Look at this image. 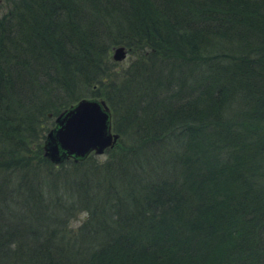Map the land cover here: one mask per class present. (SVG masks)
I'll return each mask as SVG.
<instances>
[{"label": "trees", "instance_id": "obj_1", "mask_svg": "<svg viewBox=\"0 0 264 264\" xmlns=\"http://www.w3.org/2000/svg\"><path fill=\"white\" fill-rule=\"evenodd\" d=\"M5 5L0 264H264V0ZM97 96L117 142L52 162L55 116Z\"/></svg>", "mask_w": 264, "mask_h": 264}, {"label": "water", "instance_id": "obj_2", "mask_svg": "<svg viewBox=\"0 0 264 264\" xmlns=\"http://www.w3.org/2000/svg\"><path fill=\"white\" fill-rule=\"evenodd\" d=\"M112 49L114 60L126 56L124 45H115ZM54 122L42 145L43 154L54 163L68 158L82 160L91 152L103 153L119 138L112 127L111 109L102 97H81L62 109Z\"/></svg>", "mask_w": 264, "mask_h": 264}, {"label": "rangeland", "instance_id": "obj_3", "mask_svg": "<svg viewBox=\"0 0 264 264\" xmlns=\"http://www.w3.org/2000/svg\"><path fill=\"white\" fill-rule=\"evenodd\" d=\"M1 2V0H0ZM7 10V6L5 5L3 8L0 9V15ZM115 45H123V44H115ZM114 44L110 46V49H109V58L113 59L112 57V54H113V49L112 47L115 46ZM125 48L127 49V47L125 46ZM128 49H127V52H126V56L121 59V60H115L117 62H115V64H111L109 65V68H107L105 65H103L102 67L105 69L106 72L110 71V70H113L114 71V79H116L117 81L119 80L120 82L122 81V77L124 76L125 74V71L128 69H130V65L134 62V60L137 58V54H128ZM114 60V59H113ZM127 73V72H126ZM112 77V76H111ZM113 78V77H112ZM103 79L105 80L106 78L103 76ZM124 79V78H123ZM94 87H96V84L94 85ZM111 86H106L105 87V91H107L109 94L110 92L112 91V89H110ZM97 97H102L106 100L107 102V99L103 96H97ZM108 104V102H107ZM109 105V104H108ZM114 130V129H113ZM116 131V130H114ZM119 133V132H118ZM119 137H120V134H119ZM119 139V138H118ZM99 155L100 159L104 160L106 158V150L103 152V153H100V154H97Z\"/></svg>", "mask_w": 264, "mask_h": 264}]
</instances>
